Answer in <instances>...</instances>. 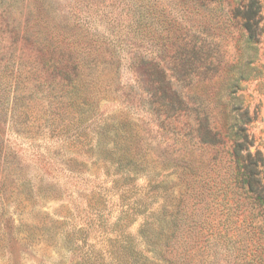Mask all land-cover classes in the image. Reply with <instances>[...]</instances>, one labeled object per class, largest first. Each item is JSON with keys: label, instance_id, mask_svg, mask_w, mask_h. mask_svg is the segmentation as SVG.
<instances>
[{"label": "rangeland", "instance_id": "374dc122", "mask_svg": "<svg viewBox=\"0 0 264 264\" xmlns=\"http://www.w3.org/2000/svg\"><path fill=\"white\" fill-rule=\"evenodd\" d=\"M215 8L0 0V264H253L229 134L246 124L264 178V28L247 45L225 2ZM200 48L221 67L205 73ZM90 68L64 101L58 70ZM157 72L179 105H160L171 94L151 90ZM227 204L238 212L230 238ZM162 205L182 217L169 237L151 217Z\"/></svg>", "mask_w": 264, "mask_h": 264}, {"label": "trees", "instance_id": "16d2710c", "mask_svg": "<svg viewBox=\"0 0 264 264\" xmlns=\"http://www.w3.org/2000/svg\"><path fill=\"white\" fill-rule=\"evenodd\" d=\"M223 2L227 5V13L224 11L221 16H227L230 20L236 22L239 25L240 29L243 31L244 43L247 45H254L260 42V38L263 35V4L261 0H184V6H200L206 10L216 9L215 6H221L223 8ZM202 54L203 62H201L203 67L206 69L205 73H208L212 68L221 67V57L214 56L207 51L200 50L198 51ZM83 59V58H82ZM76 61V66H83V61L79 57H74ZM250 61L245 64H249ZM59 62L54 64V68L59 67ZM241 67V63L237 62L236 64L231 65V67ZM218 69L215 71L218 72ZM91 68L87 73L81 71H76L75 76H71L68 72H63L61 69L58 71L61 72L62 79L58 80L57 86L61 92V98L64 101L71 100V97L77 93L79 78L84 76L86 82H90L88 75L92 77ZM237 78L234 80V83H239L241 79H244L245 74L243 70H239ZM0 76H3L0 74ZM80 76V77H79ZM157 83L162 78V72L157 75ZM68 84L71 85V88L68 89ZM168 82L166 81L165 73H163V79L160 80V85L156 86L154 92H160L165 96L170 97L168 101L163 98L165 101L163 104L164 107H174V104H180L182 101L178 94L168 88ZM6 86L2 84L0 80V104H5L8 98V93L6 91ZM74 91V92H73ZM73 95L71 96V93ZM185 104V103H184ZM244 112L248 114L247 110L244 109ZM246 114V115H247ZM245 123H241L238 126H235L230 129L232 135L229 134V139L231 141V156L235 159L236 173H235V185L233 193V200L235 199V206L239 208L240 205L246 204L249 209L248 213L243 217L242 222L249 220V223H246V230L242 238L246 239L249 242L248 245V254L251 256V262L253 264H264V178H263V156L259 150L251 151L250 146L252 144V138L248 132ZM99 140V139H98ZM116 142L114 141V144ZM117 147V146H116ZM106 157L109 158V163L114 165L117 170H120L122 165L121 155L117 156L114 150L110 149L106 154ZM110 155V156H108ZM133 173H136V168L132 169ZM234 181V180H233ZM154 186H157L154 185ZM229 189H231L229 187ZM236 196V197H235ZM245 199V200H244ZM161 211L151 214L153 221L158 228V234H162L164 231L168 233V237L172 236L175 233L176 228L179 226V222L182 221V217L179 216V211L177 207L169 210L167 206L162 205ZM227 216L224 218V226L222 227L223 232H220V236L225 238H230V231L233 230L234 224L237 222V218H232L233 215H237L233 209V206L227 204ZM167 212H169L167 214ZM188 221V218H187ZM152 222V221H151ZM189 222V221H188ZM221 223V220L218 221V224ZM190 224V222L188 223ZM223 225V223H222ZM146 225H142L140 230V235L147 241L145 238ZM147 243V242H146ZM153 244V242H152Z\"/></svg>", "mask_w": 264, "mask_h": 264}]
</instances>
